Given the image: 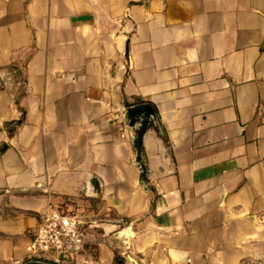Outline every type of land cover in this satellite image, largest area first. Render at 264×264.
<instances>
[{
    "label": "crops",
    "instance_id": "1",
    "mask_svg": "<svg viewBox=\"0 0 264 264\" xmlns=\"http://www.w3.org/2000/svg\"><path fill=\"white\" fill-rule=\"evenodd\" d=\"M79 198L68 264H264V0H0V264Z\"/></svg>",
    "mask_w": 264,
    "mask_h": 264
},
{
    "label": "built area",
    "instance_id": "2",
    "mask_svg": "<svg viewBox=\"0 0 264 264\" xmlns=\"http://www.w3.org/2000/svg\"><path fill=\"white\" fill-rule=\"evenodd\" d=\"M81 244L76 221L52 212L42 218L32 233L28 256L30 259H48L52 255L50 258L56 259L58 264H68Z\"/></svg>",
    "mask_w": 264,
    "mask_h": 264
},
{
    "label": "water",
    "instance_id": "3",
    "mask_svg": "<svg viewBox=\"0 0 264 264\" xmlns=\"http://www.w3.org/2000/svg\"><path fill=\"white\" fill-rule=\"evenodd\" d=\"M123 118L127 121L130 129H135L136 133L133 137V143L136 145V162L141 169L140 182L144 184L143 177L146 175V168L142 161V139L147 127L153 122L157 124V116L153 107L149 104H140L128 107L123 114ZM95 190H98V183L95 179L90 181ZM23 264H57L54 262L44 261L41 259H29Z\"/></svg>",
    "mask_w": 264,
    "mask_h": 264
},
{
    "label": "rangeland",
    "instance_id": "4",
    "mask_svg": "<svg viewBox=\"0 0 264 264\" xmlns=\"http://www.w3.org/2000/svg\"><path fill=\"white\" fill-rule=\"evenodd\" d=\"M84 205L85 204H84L83 198H79V199L72 200V201H69V200L63 201V202L58 203L48 213V214H51L52 212H56L62 216L69 217L76 221V230H77V233H79L80 237L82 238V244L77 248V250H75L76 252L73 254V257H75L78 254L80 247L84 244L83 239L85 235L89 234L88 231L86 230V228L88 227V224L90 222L95 221V219L97 218L95 215H92L90 211H87ZM91 235L89 236L91 240H88L89 241L88 243H90L92 247H95V243L97 242V235L95 233H91Z\"/></svg>",
    "mask_w": 264,
    "mask_h": 264
}]
</instances>
